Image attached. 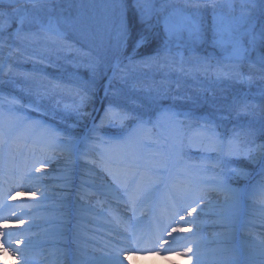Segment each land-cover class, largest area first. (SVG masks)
Returning <instances> with one entry per match:
<instances>
[{
	"label": "snow or ice",
	"instance_id": "1",
	"mask_svg": "<svg viewBox=\"0 0 264 264\" xmlns=\"http://www.w3.org/2000/svg\"><path fill=\"white\" fill-rule=\"evenodd\" d=\"M21 2L22 0H0V47L4 44L5 32L12 27L14 20L18 26L8 34L9 39H20L26 34L23 27L26 20L30 25H37L41 32L55 41H64L69 27L74 31L87 30V26L81 21L63 15L40 16L27 9L23 10L24 14L21 15L22 10L18 7ZM189 2L196 11L187 13L179 8L168 11L164 5L156 7L152 0H113L116 15L108 33L109 40L105 52V56H110L111 61H114V64L109 62V66L113 68V76L116 74L115 70L120 68L122 58L128 59L131 63L135 54L147 48H151V54L141 61L145 66L163 61L168 66L176 65L183 71L184 52L180 49L189 47L190 51H194L196 44L205 42L206 34L201 23L203 16L201 9H210L213 17L212 43L220 47L230 45V59L256 64L261 72L260 78L264 80V53H258L255 61L251 59V54L258 47L264 46V25H261L257 31L252 22L253 12L264 16V0H242L238 16L217 11L218 8H227L228 13L235 12L233 0H226L223 5L217 4L216 0H189ZM161 12H166L163 16V35L152 23L154 18L159 20ZM8 46L12 47V45ZM174 47L176 51L173 50ZM9 55L12 53L9 52ZM177 57H179L178 64ZM103 62L100 55L95 57L94 62H89L93 74ZM201 63L207 65V58H203ZM216 74L218 78L227 75L220 68L217 69ZM0 83L15 85L11 77L8 80L0 78ZM78 94L79 103L71 110L77 119L64 130L46 127L43 121L33 120L23 113V109L28 108L42 115L46 114L41 106L44 97L39 91L34 94V98L26 102L22 98L12 96V103H18L19 107L0 109V180L15 175L14 152H22L23 147H27V139L17 134V129L20 127L42 130L47 140L42 149L45 153L44 158L35 159L31 166L32 170L23 174L25 179L30 180L34 178V172H40L44 166L56 159L55 154L58 151L71 154L80 143H91L93 137L105 124L123 126L124 121L134 120L135 125L130 126V130L118 139L97 138L96 143L102 147V150L99 153V160L93 161L95 167L99 168L96 193L100 199L97 203L101 204L102 211L109 213L115 211L121 222L127 220L126 227L131 228L133 232L140 223V221L132 222L137 209L147 208L151 212L162 202L167 206V201H172L173 212L170 221L162 229V232H167V237L170 239H165L163 235L160 239L168 244L166 251L185 255L190 259L195 258L199 264V245L185 246L183 250L176 249L172 247L176 243L173 234L191 231L196 219L205 211L203 205L209 191H217L225 196L218 216L226 234L238 231L245 223L246 207L249 202L257 200L264 202V142L256 148L251 147L253 141L248 139L240 142L242 135L248 137L255 134L252 122L238 121L233 124L230 132L221 133L218 129L226 128L223 122L230 120V115L217 114L210 118L194 116L191 112H177L174 106L154 109L175 125V129L170 131L160 125L159 119L154 120L147 113L132 111L118 103L109 102L97 123V118L86 111L91 98L90 90L84 88L82 94ZM260 94L264 96V88L260 89ZM163 95L165 94L158 92L155 96H148L147 99L155 105ZM244 107H247L246 102ZM181 116L183 120L180 119ZM84 118H91L92 127L87 128L86 134L82 137L77 136L72 129ZM13 121L14 126L10 123ZM184 121L190 123L186 125ZM192 121L195 123H191ZM245 129L248 131H244ZM259 132L264 135V123L261 124ZM193 133L203 136L208 141L207 144L200 146V151L216 152L217 155L199 157L202 162L198 165L187 164L185 140L189 141L187 146L190 147V137ZM149 140L161 147L153 150L148 143ZM113 153H119V159H113ZM231 157L243 158L245 164L233 167L231 160L227 159ZM209 164L211 167L208 166ZM218 166L230 167L231 173L226 176L223 170L215 172L214 169ZM210 173L211 178L205 179ZM13 191L14 189L7 190V195H4L5 189L0 188V209L14 207L3 202L8 198H14ZM120 204H123L124 208H121ZM104 205H107V208H104ZM124 212H130L132 215L125 216ZM193 213H197V216L194 217ZM177 216L180 221H185L187 226H174ZM17 220L21 224L24 223L22 217H17ZM0 236L5 237L0 240V243L5 245V250H11L13 254L18 253L21 264H29L30 241H17L24 247L15 249L11 247V234L0 233ZM127 239L131 241L132 236H128ZM184 239L191 238L184 237ZM138 251L147 252L155 249H140L130 243L122 250H117L116 255L111 257L107 264H123L121 255ZM257 255L258 261L255 259ZM251 257L248 264H264V242L259 246L258 253L253 251Z\"/></svg>",
	"mask_w": 264,
	"mask_h": 264
},
{
	"label": "rangeland",
	"instance_id": "2",
	"mask_svg": "<svg viewBox=\"0 0 264 264\" xmlns=\"http://www.w3.org/2000/svg\"><path fill=\"white\" fill-rule=\"evenodd\" d=\"M152 2L156 7L164 5L168 11L173 8L183 9L187 13L196 11L189 0H152ZM225 2L226 0H221L217 4L223 5ZM233 2L235 12L228 13L227 8H218L217 11L238 16L242 0H233ZM18 7L22 10L21 15L24 14L23 10L27 9L40 16L63 15L79 20L87 26V30L74 31L69 27L66 33L67 38L64 41H55L41 32L37 25H30L27 20L23 26L26 34L20 39H9L8 34L11 32L7 29L4 44L0 47V78L8 80L11 77L15 85L0 83V98L5 104L11 102L13 107L17 108L19 104L12 103V96L22 98L26 102L34 98V94L39 91L44 97L41 106L46 114L42 115L28 108L23 110L55 122L54 125H56H52V128L64 130L77 119L71 110L75 104L79 103L78 93L82 94L83 89L88 88L91 98L86 111L97 118V123H99L98 114L104 111L109 102L118 103L132 111L147 113L153 119L159 114L154 109L174 106L175 111L191 112L194 116L212 118L217 114L230 115L231 119L223 122L226 128L218 129L221 133L230 132L233 124L238 121L252 122L255 134L248 137L242 135L240 142L245 139L255 140L256 144L264 142V135L259 132L261 124L264 123L260 116L264 97L260 94V89L264 88L260 69L256 64L230 59V45L220 47L212 43L213 17L210 9H201L203 12L201 23L206 34L205 42L196 44L194 51H190L189 47L180 49L184 52L183 71L178 66H168L163 61L145 66L141 61L151 53L143 54L139 51L134 55L131 63L128 59L122 58L121 66L115 70L116 74L113 76V68L109 66V62L114 64V61H111L110 56H105L109 40L108 33L116 15L113 0H46V3L45 0H22ZM165 14L166 12H161L159 20L155 18L152 20L161 35H163ZM258 16L259 13L253 12L252 22L257 31H259ZM16 25L18 26L17 22ZM8 45L12 47L9 48ZM69 48L72 50H68ZM173 50L176 51L175 47ZM9 52L12 55H9ZM85 53H91V55H85ZM258 53L261 52L257 48L251 54L253 61L256 60ZM97 55H100L104 62L98 65L97 71L93 74L89 62H94ZM205 57L207 65L201 63ZM176 60L178 64L179 57ZM218 68L223 69L227 75H221L218 78L216 74ZM110 79L111 83H109ZM158 92L165 95L158 104L152 105L147 97L155 96ZM245 102L247 107H244ZM180 119L183 120V117L181 116ZM57 120L64 126H58ZM184 123L187 125L190 122L184 121ZM191 123L194 124L195 121ZM132 125H135L134 120L124 121L123 126L105 124L89 143L92 151L97 153L100 150L96 147L97 138L111 139L113 135L125 133ZM91 127V118H84L72 131L82 137L86 134V129ZM251 147H253L252 144ZM78 150L85 151L82 146ZM85 153L88 157L92 156L90 152ZM185 153V161L194 160L195 154L186 151ZM237 163L240 161L234 157L231 166H236ZM118 228L119 226L116 225L113 229L119 232ZM50 230L44 229L43 233L47 236ZM112 233L111 229L105 234L107 243L102 246L103 251H108L112 243L118 240ZM27 240L32 241L31 238ZM86 240L89 241L87 244L89 247L96 243L93 238H85ZM17 241L22 240L13 239L11 244H22ZM44 242L47 241H43L41 245H43L46 261L54 264H77V258L72 253L76 245L69 244L70 246L67 247L64 239L57 248H54L44 245Z\"/></svg>",
	"mask_w": 264,
	"mask_h": 264
},
{
	"label": "bare ground",
	"instance_id": "3",
	"mask_svg": "<svg viewBox=\"0 0 264 264\" xmlns=\"http://www.w3.org/2000/svg\"><path fill=\"white\" fill-rule=\"evenodd\" d=\"M9 107L14 108L11 102L5 104L0 98V109ZM103 112L98 114V119ZM23 113L33 120L43 121L46 127H51L55 123L25 110ZM155 119H159L164 129L170 131L175 129V125L163 118L160 113ZM10 123L14 126V121ZM56 123L60 127L64 126L58 120ZM126 133L127 131L122 134L118 133L111 139H118ZM17 134L27 139V147H23L22 152H14L15 175L9 176L6 180H0V188L5 189L4 195H7V190L14 189L12 193L14 198L3 201L14 207L0 209V233L11 234L12 240L32 239L29 247V264H54L45 260L41 244L47 241L44 245L57 248L64 239L65 246L76 245L72 253L77 258V264H107L109 259L116 255L117 250H122L130 243L140 249H155V251L125 253L120 257L123 264H198L195 258L190 259L188 256L166 251L168 244L160 239L161 235L165 239H170L167 237V232H162V229L170 221L173 212L172 201H167V206L162 202L151 212L147 208L137 209L132 222L140 221V223L135 232L126 227L127 220L121 222V218L115 211L111 213L102 211L101 204L97 203L100 197L96 193L99 168L93 163L99 160L101 146H96L100 149L97 153L92 151L89 143H80L71 154L58 151L55 154L56 159L44 166L40 172H34V178L29 180L25 179L23 174L32 170L31 166L35 159L44 158L45 153L42 149L47 140L42 130L28 127H20L17 129ZM194 135L196 137H193ZM190 140V147L187 146L189 141L185 140L184 151L195 154V158L193 162L185 161L187 164L198 165L202 162L199 157L217 155L216 152L199 150L201 145L208 143L199 134L193 133ZM148 143L151 144L153 150L161 147L151 140ZM252 145L256 148L259 144L253 140ZM81 146L85 151L78 150ZM85 152L92 153V156L88 157ZM112 158L119 159V153H113ZM227 159L232 161L234 157ZM239 160L238 165L245 164L243 158ZM208 166L211 167L210 164ZM222 170L226 176L231 173L230 167L218 166L214 169L215 172ZM210 178L211 173L205 177V179ZM224 201L225 196L222 193L209 191L203 205L204 213L196 219V224L191 227L190 232L173 234L176 237V243L172 247L183 250L185 246L198 244L200 247L199 264H248L252 258L251 253L253 251L258 253L259 246L264 242V202L259 200L249 202L246 207L245 223L238 231L226 234L218 216ZM103 207L107 208V205ZM120 207L124 208V205L120 204ZM124 215L130 216L132 213L124 212ZM193 216H197V213H193ZM17 217H22L24 223L21 224ZM116 225L119 226V232L113 229ZM182 225L187 226L185 221H180L178 216L175 217L174 226ZM44 229H51L48 232L49 235L46 236L43 233ZM111 229L112 234L118 240L112 243L108 251H103L102 246L107 243L105 234ZM128 236H132L131 241L127 239ZM184 237L191 239H184ZM4 238L0 236V240ZM85 238H93L96 243L89 247L87 246L89 241H85ZM80 246L82 247L78 248ZM11 247L19 249L24 245L11 244ZM255 259L258 261V255ZM0 264H21V261L18 253L13 254L11 250H5V245L0 243Z\"/></svg>",
	"mask_w": 264,
	"mask_h": 264
},
{
	"label": "trees",
	"instance_id": "4",
	"mask_svg": "<svg viewBox=\"0 0 264 264\" xmlns=\"http://www.w3.org/2000/svg\"><path fill=\"white\" fill-rule=\"evenodd\" d=\"M258 19H259V21H258V24H257V26H258V30L260 29L259 27H261V25H264V16H261L260 14H259V16H258ZM17 27V25H16V22L15 21H13V23H12V27L11 28H9L8 30L10 31V32H13L14 31V29ZM258 50L261 52V53H264V46H261V47H258ZM141 52L144 54V53H151V48H147V49H141ZM258 76V75H257ZM257 76H253L254 78H258ZM260 80V79H259ZM250 91H253V90H251L250 89ZM177 108H180V107H178L177 106ZM260 116H261V118L264 120V97H263V99H262V103H261V107H260Z\"/></svg>",
	"mask_w": 264,
	"mask_h": 264
}]
</instances>
